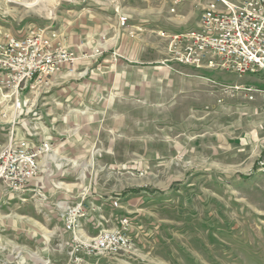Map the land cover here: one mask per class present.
Instances as JSON below:
<instances>
[{
    "label": "rangeland",
    "instance_id": "1",
    "mask_svg": "<svg viewBox=\"0 0 264 264\" xmlns=\"http://www.w3.org/2000/svg\"><path fill=\"white\" fill-rule=\"evenodd\" d=\"M172 1L0 0V40L42 28L45 38L54 32L66 47L59 29L64 19L102 4L124 16L120 9L131 12L126 33L138 35L145 57L163 65L170 34L194 28L200 14L192 0H180L170 12ZM111 55L119 54L112 50ZM202 75L206 78H196L175 96L159 91L154 104L135 98L120 103L104 115L100 137L80 159L56 156L51 149L42 155L54 157L63 173L75 168L84 181L85 188L81 185L62 205L73 206L84 196L87 209L77 236L87 239L114 227L116 215H126L131 251L71 254L73 236L63 223L64 230L43 231L41 250L5 244L0 251L8 257L0 258V264H264V107L259 103L264 74L211 69ZM240 84L259 91L249 100L234 88ZM50 88L27 86L20 96L28 102L20 109L41 118L40 99ZM4 107L0 104V122L7 129L0 143L7 141V122L14 116L13 136L23 135V130L17 133L18 121L26 116ZM87 190L104 195L108 203L116 199L118 205L98 204Z\"/></svg>",
    "mask_w": 264,
    "mask_h": 264
},
{
    "label": "crops",
    "instance_id": "2",
    "mask_svg": "<svg viewBox=\"0 0 264 264\" xmlns=\"http://www.w3.org/2000/svg\"><path fill=\"white\" fill-rule=\"evenodd\" d=\"M110 9L99 4L96 10L86 9L64 19L65 26L59 29L65 34L66 48L79 56L72 65L77 73L73 76L62 71L52 78L53 85L40 99L41 118L19 109L26 116L19 119L17 133L23 130L28 144L48 140L56 156L80 159L89 152L90 142L100 137L104 115L113 113L120 103L135 98L154 104L160 100L159 91L175 96L196 78H206L202 73L207 69L190 67L175 72L152 63L143 53L139 36L126 33L131 25L120 27L117 14ZM123 11L120 9L128 20L133 18L131 12ZM96 49L99 52L95 53ZM112 50L119 55H111ZM259 103L264 107V96L259 97ZM6 129L0 122V142L6 138ZM38 159L39 173L28 180V190L0 191V248L10 243L41 250L43 231L64 230L54 203L64 205L81 185L85 188L75 168L63 173L51 155H39ZM86 193L98 204H111L96 191ZM6 257L7 253L0 251V258Z\"/></svg>",
    "mask_w": 264,
    "mask_h": 264
},
{
    "label": "built area",
    "instance_id": "3",
    "mask_svg": "<svg viewBox=\"0 0 264 264\" xmlns=\"http://www.w3.org/2000/svg\"><path fill=\"white\" fill-rule=\"evenodd\" d=\"M179 1H172L170 12L175 11ZM192 1L200 6L198 22L194 28L170 34L168 57L161 64L175 72H180L177 64L193 69H227L239 75L264 74V0ZM116 13L118 22L124 27L128 25V17L119 14L117 9ZM43 34L44 29L40 28L25 36L6 34L0 40V104L5 106L4 111L20 109L28 102L20 96L27 86L50 88L56 74L75 73L72 65L79 58L77 53L68 50L54 32L49 33V38ZM234 88L243 90L249 100L259 91L255 86L244 84ZM14 119L15 116L6 121L11 127L7 141L0 143V191L19 193L28 190V180L37 176L38 156L48 153L52 146L48 140L31 145L25 136H13ZM83 201L84 196L73 206L57 205V208L62 206L60 216L64 228L73 236L71 254L103 256L131 251L133 242L128 235L130 221L126 215H116L114 227L102 228L87 239L77 236L79 219L86 213L84 208L87 209ZM117 205L118 201L113 200L111 206Z\"/></svg>",
    "mask_w": 264,
    "mask_h": 264
}]
</instances>
